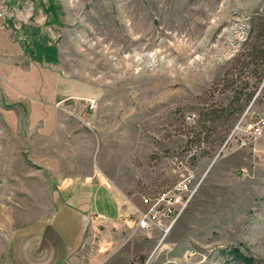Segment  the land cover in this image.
<instances>
[{"label": "rangeland", "instance_id": "obj_1", "mask_svg": "<svg viewBox=\"0 0 264 264\" xmlns=\"http://www.w3.org/2000/svg\"><path fill=\"white\" fill-rule=\"evenodd\" d=\"M9 21L18 26L0 32V264L12 232L52 212L68 126L92 145L85 169L122 207L90 219L74 264H245L236 248L264 264V138L223 149L264 82V0H0V29ZM189 173L198 189L169 232L140 230L142 196ZM103 194L94 209L114 217Z\"/></svg>", "mask_w": 264, "mask_h": 264}, {"label": "crops", "instance_id": "obj_2", "mask_svg": "<svg viewBox=\"0 0 264 264\" xmlns=\"http://www.w3.org/2000/svg\"><path fill=\"white\" fill-rule=\"evenodd\" d=\"M11 25L18 26L11 21L6 24ZM0 32L9 35L6 28ZM66 129L68 169L59 170L53 164L52 212L47 219L26 223L12 232L5 264H74L85 242L89 218L100 215L113 220L122 214L115 188L102 180L94 168L84 167L87 151V160L92 162V145L85 147L81 130L72 126ZM102 191L104 197L107 193L115 201L114 217L94 209L99 206Z\"/></svg>", "mask_w": 264, "mask_h": 264}, {"label": "built area", "instance_id": "obj_3", "mask_svg": "<svg viewBox=\"0 0 264 264\" xmlns=\"http://www.w3.org/2000/svg\"><path fill=\"white\" fill-rule=\"evenodd\" d=\"M2 25L1 28H5ZM264 89L262 87L239 115L231 132L229 133L224 148L234 146L236 149H245L255 146L264 138V109L260 108L259 98ZM97 106L96 100L88 104V111H94ZM196 177L193 173L185 175L172 187L155 193L142 196V202L147 207L146 211H139L138 228L148 231L153 228H166L167 234L175 222L185 212L194 194L198 189ZM105 219L100 215L92 216L91 219ZM169 225L167 226V224Z\"/></svg>", "mask_w": 264, "mask_h": 264}, {"label": "trees", "instance_id": "obj_4", "mask_svg": "<svg viewBox=\"0 0 264 264\" xmlns=\"http://www.w3.org/2000/svg\"><path fill=\"white\" fill-rule=\"evenodd\" d=\"M258 57L264 58V49H260L258 51ZM253 95H254V93L249 94L247 96L246 102H249L253 98ZM235 100H237V99H235ZM215 113H217V111L205 113L204 116L206 119H209L210 117L216 115ZM230 254L234 256V259L240 260V261L244 262L245 264H254L256 262V260L254 258L245 255L243 252H241L237 248L232 250L230 252Z\"/></svg>", "mask_w": 264, "mask_h": 264}]
</instances>
